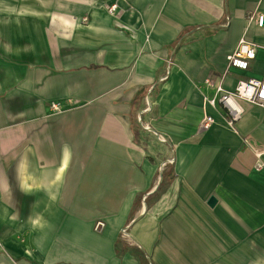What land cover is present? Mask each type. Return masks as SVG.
<instances>
[{
    "label": "crops",
    "instance_id": "crops-1",
    "mask_svg": "<svg viewBox=\"0 0 264 264\" xmlns=\"http://www.w3.org/2000/svg\"><path fill=\"white\" fill-rule=\"evenodd\" d=\"M263 9L0 0V264H264V106L239 100L232 129L212 103L264 79Z\"/></svg>",
    "mask_w": 264,
    "mask_h": 264
},
{
    "label": "built area",
    "instance_id": "built-area-1",
    "mask_svg": "<svg viewBox=\"0 0 264 264\" xmlns=\"http://www.w3.org/2000/svg\"><path fill=\"white\" fill-rule=\"evenodd\" d=\"M117 4L109 6L110 12H115ZM84 21L88 20V17L83 18ZM250 23H254L258 28L264 30V9L255 10L248 15ZM257 43L241 38L236 48L227 56L228 66L238 68L241 70H247L250 67L251 61L256 58ZM207 85H213L211 79H206ZM239 100H247L264 106V79H249L241 80L238 82L234 90H226L222 84L217 85L216 98L212 100V103L216 101L220 102L225 107V119L226 123L232 129H235L236 121L241 117L243 109L239 104ZM51 110L61 112L64 109V105L60 101L50 102ZM215 123V118L212 115L206 114L200 122L201 129H208ZM258 162L256 164L257 169H261V151L255 150ZM103 226L102 223H98L96 228L99 229ZM122 235L126 239L130 238L129 227L126 226L122 229ZM152 264V263H150Z\"/></svg>",
    "mask_w": 264,
    "mask_h": 264
},
{
    "label": "water",
    "instance_id": "water-1",
    "mask_svg": "<svg viewBox=\"0 0 264 264\" xmlns=\"http://www.w3.org/2000/svg\"><path fill=\"white\" fill-rule=\"evenodd\" d=\"M216 201H217V199H216V197L215 196H212L210 199H209V204L211 205V206H213L215 203H216Z\"/></svg>",
    "mask_w": 264,
    "mask_h": 264
},
{
    "label": "trees",
    "instance_id": "trees-1",
    "mask_svg": "<svg viewBox=\"0 0 264 264\" xmlns=\"http://www.w3.org/2000/svg\"><path fill=\"white\" fill-rule=\"evenodd\" d=\"M141 260H142V263H143V264H149V263L146 262L145 259L142 258Z\"/></svg>",
    "mask_w": 264,
    "mask_h": 264
}]
</instances>
